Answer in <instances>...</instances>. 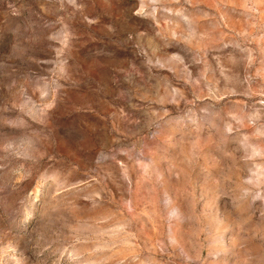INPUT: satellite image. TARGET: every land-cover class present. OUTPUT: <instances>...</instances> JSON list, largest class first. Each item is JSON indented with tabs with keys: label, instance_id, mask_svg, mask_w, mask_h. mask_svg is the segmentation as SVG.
Returning a JSON list of instances; mask_svg holds the SVG:
<instances>
[{
	"label": "rangeland",
	"instance_id": "rangeland-1",
	"mask_svg": "<svg viewBox=\"0 0 264 264\" xmlns=\"http://www.w3.org/2000/svg\"><path fill=\"white\" fill-rule=\"evenodd\" d=\"M0 264H264V0H0Z\"/></svg>",
	"mask_w": 264,
	"mask_h": 264
}]
</instances>
